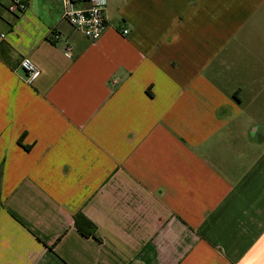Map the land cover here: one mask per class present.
Returning <instances> with one entry per match:
<instances>
[{
	"label": "crops",
	"instance_id": "1",
	"mask_svg": "<svg viewBox=\"0 0 264 264\" xmlns=\"http://www.w3.org/2000/svg\"><path fill=\"white\" fill-rule=\"evenodd\" d=\"M21 1L0 0V264H264V0H106L95 42Z\"/></svg>",
	"mask_w": 264,
	"mask_h": 264
},
{
	"label": "built area",
	"instance_id": "2",
	"mask_svg": "<svg viewBox=\"0 0 264 264\" xmlns=\"http://www.w3.org/2000/svg\"><path fill=\"white\" fill-rule=\"evenodd\" d=\"M62 20L91 42L97 41L106 29V0H88L86 7H76L75 0H60ZM26 9L21 0H8L6 10L11 14H20ZM122 34H127L126 30ZM69 58L68 51L64 54ZM19 66L25 73L26 83L32 84L40 75L39 69L28 58L21 59Z\"/></svg>",
	"mask_w": 264,
	"mask_h": 264
},
{
	"label": "trees",
	"instance_id": "3",
	"mask_svg": "<svg viewBox=\"0 0 264 264\" xmlns=\"http://www.w3.org/2000/svg\"><path fill=\"white\" fill-rule=\"evenodd\" d=\"M73 224L76 230L85 238L93 237L95 238V227L86 220L83 215L76 214L73 217Z\"/></svg>",
	"mask_w": 264,
	"mask_h": 264
}]
</instances>
